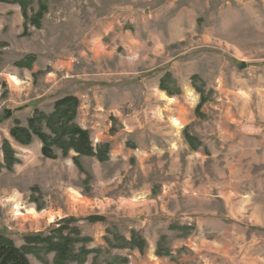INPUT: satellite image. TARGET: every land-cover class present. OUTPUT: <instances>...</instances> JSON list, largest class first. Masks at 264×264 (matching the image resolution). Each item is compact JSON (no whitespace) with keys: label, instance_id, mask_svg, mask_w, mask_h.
<instances>
[{"label":"rangeland","instance_id":"1","mask_svg":"<svg viewBox=\"0 0 264 264\" xmlns=\"http://www.w3.org/2000/svg\"><path fill=\"white\" fill-rule=\"evenodd\" d=\"M0 144L30 264H264V0L0 2Z\"/></svg>","mask_w":264,"mask_h":264},{"label":"trees","instance_id":"2","mask_svg":"<svg viewBox=\"0 0 264 264\" xmlns=\"http://www.w3.org/2000/svg\"><path fill=\"white\" fill-rule=\"evenodd\" d=\"M2 3H7V4H16L19 7L25 9V5L29 4L31 0H0ZM73 101L72 98L69 99H64L62 101H59L57 104L61 103H71ZM41 122V121H39ZM73 132L76 133L78 136L76 139L73 138V135L70 137V146L75 149V151L79 154H84L88 153V146H87V137L86 134L81 133L78 130H74ZM71 132V134L73 133ZM10 136L12 139H14L17 143L20 145H29L31 142L32 137H37L39 141L42 144L41 147V154L45 158L53 159L54 156H52V152L49 149V143L48 141L50 140L49 137L43 133H41L38 128L36 127L35 121L30 120L28 122L27 127H19L18 124L10 130ZM74 141V142H73ZM71 143H74L72 146ZM77 143V144H76ZM65 147V152H66V146ZM0 151H3L5 154V163L7 162L8 164L10 163L9 160L11 161V151L6 148L4 144H0ZM60 230V229H59ZM53 238H44V239H28L26 240V244L23 247H16L12 241L1 238L0 237V264H30L28 260V255L33 254L36 252L38 249L35 247L38 244H43L46 249L49 248L50 244L52 243ZM61 247L62 251L64 253L67 252L68 248V243L65 241L62 243L55 242L51 245V247L48 250H56Z\"/></svg>","mask_w":264,"mask_h":264},{"label":"water","instance_id":"3","mask_svg":"<svg viewBox=\"0 0 264 264\" xmlns=\"http://www.w3.org/2000/svg\"><path fill=\"white\" fill-rule=\"evenodd\" d=\"M9 114H10V111H6V112H5V115H9Z\"/></svg>","mask_w":264,"mask_h":264}]
</instances>
